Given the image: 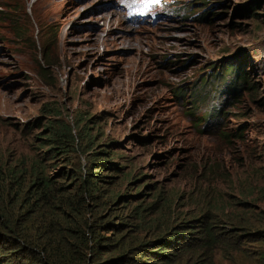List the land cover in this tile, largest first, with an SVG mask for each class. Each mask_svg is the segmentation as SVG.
I'll return each mask as SVG.
<instances>
[{"label": "rangeland", "instance_id": "rangeland-1", "mask_svg": "<svg viewBox=\"0 0 264 264\" xmlns=\"http://www.w3.org/2000/svg\"><path fill=\"white\" fill-rule=\"evenodd\" d=\"M167 1L157 19L131 22L121 0H0V156L26 139L22 124L38 117L32 133L43 127L42 103L56 107L118 162L114 191L149 201L159 190L137 230L144 237L196 210L190 193L196 180L200 190L206 184L195 177L203 161L220 167L210 184L226 198L235 188L250 194L238 183L254 172L264 182V71L248 72L219 126L200 118L207 94L195 89L205 91L199 79L225 56L264 57V0Z\"/></svg>", "mask_w": 264, "mask_h": 264}, {"label": "trees", "instance_id": "trees-1", "mask_svg": "<svg viewBox=\"0 0 264 264\" xmlns=\"http://www.w3.org/2000/svg\"><path fill=\"white\" fill-rule=\"evenodd\" d=\"M41 109V153L55 161H41L37 153L29 159L0 157V264H222L215 253L227 264H264V211L255 205L250 210L245 201L255 192L264 200L256 172L238 183L250 194L235 188L226 198L210 184L220 167L201 162L195 177L206 184L200 190L196 180L190 193L196 210L167 232L140 236L137 230L160 195L145 201L141 192L114 191L112 172L120 165L108 149H95L89 127L77 126L74 133L56 107L44 103ZM224 177L226 185L232 181ZM248 210L257 228H251L254 219H246ZM243 240L260 245L246 247Z\"/></svg>", "mask_w": 264, "mask_h": 264}, {"label": "clouds", "instance_id": "clouds-1", "mask_svg": "<svg viewBox=\"0 0 264 264\" xmlns=\"http://www.w3.org/2000/svg\"><path fill=\"white\" fill-rule=\"evenodd\" d=\"M171 2L173 1L121 0L119 5L123 9L124 16L129 21L140 22L145 19H149L150 21L157 19L158 17H160L158 11L162 10L164 6L170 5ZM246 51L249 54L245 53ZM255 51L256 50H242V52H238L234 55L227 57L225 56L226 58L223 57L220 63L215 66V68L214 66L210 67V71L207 72V75L204 78L199 79V86L202 84L207 85L205 91L200 90L199 92V89L195 88L198 91V96H202L203 92L207 94V110L205 111V115H200V118L203 119L207 124L211 125L212 127L223 124L227 115L225 112V107L230 105L239 95L240 91L244 89L248 72H250L251 70H253V72L257 71L258 73L264 71V57L257 62L256 59L252 57L254 54H256ZM45 105L47 104L45 103ZM39 110L40 112H42V117H46L44 111L41 109V106L39 107ZM45 122L46 119L44 120V123ZM22 127L26 128V131L22 132L24 133L23 137L26 139H21V142L17 144L19 147L13 148L11 157H5L4 159H2V157L0 156L1 159L5 160L7 158L9 160H15L16 157L19 158L21 156H24L25 159H29L30 155H34L35 153H37V157H39L41 161L52 160L48 158L43 159V155L41 153L42 149L45 148V146L40 145L42 142L41 137L44 125L40 128V130H38L40 132L39 136L37 135L38 131L32 133L33 130L38 129V117L34 118V120L31 121L30 125L22 124ZM237 136L238 135H236V137ZM33 142L36 144L33 145ZM24 144H26L27 147H22ZM198 172H200V169H198ZM158 192L159 190L155 194H158ZM260 197L261 196H259V194L255 192L254 195L251 194L246 198L245 201L250 203V210L255 205L264 211V200H257ZM250 210L246 211L244 215L248 220H255V218L250 213H247ZM188 215L189 214H187L185 218H187ZM250 223L252 226L251 228L258 227L256 220ZM244 242L248 241L243 240L242 245ZM217 255L218 254L215 253L213 257Z\"/></svg>", "mask_w": 264, "mask_h": 264}]
</instances>
